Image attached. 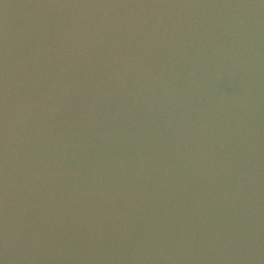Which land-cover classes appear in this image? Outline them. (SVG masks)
Segmentation results:
<instances>
[{
    "label": "water",
    "instance_id": "water-1",
    "mask_svg": "<svg viewBox=\"0 0 264 264\" xmlns=\"http://www.w3.org/2000/svg\"><path fill=\"white\" fill-rule=\"evenodd\" d=\"M0 264H264V0H0Z\"/></svg>",
    "mask_w": 264,
    "mask_h": 264
}]
</instances>
